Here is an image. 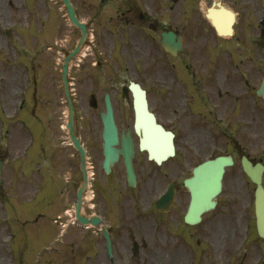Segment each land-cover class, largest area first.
<instances>
[{"label": "flooded vegetation", "instance_id": "1", "mask_svg": "<svg viewBox=\"0 0 264 264\" xmlns=\"http://www.w3.org/2000/svg\"><path fill=\"white\" fill-rule=\"evenodd\" d=\"M50 2L60 7L53 9ZM72 2L82 26L72 24L59 0H0V54L7 55L0 57V79L12 82L6 130L11 139L0 142V158L4 161L11 152L12 177L28 179L33 200L55 225L67 229L66 235L76 230V253L81 258L87 252L85 240L92 243V254L100 253L107 264H136L135 260L145 264L148 252L155 248L163 255V246L174 242L188 249L205 244L204 250L228 254L234 247L227 244L226 204L221 197L199 224L185 221L190 194L184 180L196 163L192 146L182 149L177 142V126L200 120L223 129L227 120H221L228 111L247 113L251 116L247 120L257 121L256 114L263 111L260 100L264 105L259 94L264 78V0ZM168 34L173 53L163 45ZM83 35L65 72V61ZM109 61H115L118 73H108ZM132 81L147 90L149 102L145 83L155 87L150 106L158 121L175 133V154H159L148 142H140L133 128V94L128 89ZM107 97L118 142L103 139L101 114ZM0 123L4 124L1 117ZM128 133L133 142L123 139ZM106 145L116 157L109 171L104 166ZM128 158L135 185L129 183ZM85 177L80 214L101 219L111 255L106 244L101 245L106 243L101 230L83 226L76 216ZM169 190L174 196L167 205L163 196ZM166 264L192 262L189 255L181 259L177 254Z\"/></svg>", "mask_w": 264, "mask_h": 264}, {"label": "rangeland", "instance_id": "2", "mask_svg": "<svg viewBox=\"0 0 264 264\" xmlns=\"http://www.w3.org/2000/svg\"><path fill=\"white\" fill-rule=\"evenodd\" d=\"M50 5L53 9H57L56 6L60 7V4L53 2H50ZM7 53L10 54V51ZM3 55L7 56L6 54ZM3 55L0 54V57H3ZM109 62L111 63L107 67L109 69L108 73H118V71H114L116 66L113 63L115 61ZM2 69L3 67L0 64V73ZM5 69L11 70L10 67ZM145 84L149 88L150 103L154 104L156 89L150 83ZM6 85L8 86L5 88ZM11 85L12 82L8 79H3V83L0 79V117L4 121L3 125L0 123V142H9L11 139V136H7L6 133V130L10 127L8 114L11 109ZM176 87L178 91H181L178 85ZM260 106L263 107L262 103H260ZM1 108L5 109V113L2 112ZM256 116L258 121L253 123L247 120V118H251L247 113L232 114L228 111L225 118L223 117L221 120H227L222 129L216 124H210L209 127L206 125L210 123L209 121H206V123L200 120H198V123L189 122V119L181 115L179 118L187 120L186 123L189 122V124L187 126L186 124L177 126V142H180L181 148L192 146L189 149L194 155L196 164L210 156L224 152L233 154L236 157L235 165L229 167L226 171L221 193V198L226 204L224 209L227 219L226 225H228L227 244L233 246L234 250L229 248L228 254L219 256L214 251L210 252L209 248L204 250L205 244L201 246L195 244L193 249H188L185 244L174 242L170 243V246H163L166 252H163V255L157 253L155 248L152 251L153 253L148 252L145 264H160L162 262L166 264L169 261H174L177 254H180L181 259L189 255L192 264H264V241L256 238L251 244V237L256 236L253 208L255 185L246 176L240 164L241 154H246L255 161L264 162V108ZM199 125L202 126L199 127ZM1 127H3V130H1ZM8 156L6 154L8 164L3 172L5 190L3 194H0V264H33L34 252L45 240L49 241L53 237L55 238L61 227L58 226L57 230L54 226L44 227L47 223L50 225L49 222H44L41 227L29 225V220L32 217H37L40 208L43 209V206L30 200L32 195L22 193L28 187L27 179H22L21 182L20 178H15V184L11 185L13 177L9 165L12 154L9 153ZM20 182L23 184L22 192L17 189V183ZM42 212H45V210L43 209ZM246 223L250 225L248 236L245 234L244 228L247 225ZM72 234L74 237L71 236ZM76 235V230L69 233L63 244L58 245L54 251L40 256L39 264H77L78 257L73 252L76 248ZM245 236L247 237L245 238ZM48 241L45 244H48ZM83 245L89 252L92 250L91 242L85 240ZM175 248L177 249L174 250ZM86 261L89 264H107L100 253L90 256ZM84 263L85 261L82 259L81 264Z\"/></svg>", "mask_w": 264, "mask_h": 264}, {"label": "water", "instance_id": "3", "mask_svg": "<svg viewBox=\"0 0 264 264\" xmlns=\"http://www.w3.org/2000/svg\"><path fill=\"white\" fill-rule=\"evenodd\" d=\"M64 1L71 13L72 20L76 23L73 7L69 0ZM131 89L135 97V129L139 134H142V142H163L164 155L172 154L173 133L164 130L161 125L157 124L155 115L149 111L145 91L135 83L131 84ZM260 91L264 95V82ZM102 118L105 125L104 138L106 142H116L117 129L110 104H108L107 112L102 114ZM107 153L111 154L112 151L108 149ZM113 160L111 158L108 163H111ZM232 164L233 159L231 155L206 160L193 170L192 177L185 180V185L191 193L189 210L186 214V220L188 222L195 223L200 221L202 213L215 207L217 195L222 190V179L225 168ZM241 164L244 172L256 184L255 211L257 227L260 236L264 237V186L262 184L264 166L261 163L253 164L246 156L242 157ZM1 166L2 162L0 161V173ZM130 178L132 179L131 176ZM84 221L86 222V220ZM104 232L107 235L105 229ZM108 243L110 249V242L108 241Z\"/></svg>", "mask_w": 264, "mask_h": 264}, {"label": "bare ground", "instance_id": "4", "mask_svg": "<svg viewBox=\"0 0 264 264\" xmlns=\"http://www.w3.org/2000/svg\"><path fill=\"white\" fill-rule=\"evenodd\" d=\"M85 246V245H84Z\"/></svg>", "mask_w": 264, "mask_h": 264}]
</instances>
